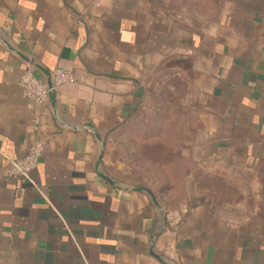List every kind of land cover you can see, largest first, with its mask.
Returning a JSON list of instances; mask_svg holds the SVG:
<instances>
[{"label": "crops", "instance_id": "1", "mask_svg": "<svg viewBox=\"0 0 264 264\" xmlns=\"http://www.w3.org/2000/svg\"><path fill=\"white\" fill-rule=\"evenodd\" d=\"M223 5L201 29L146 0H0V264H264V0ZM173 60L205 128L195 169L225 176L222 201L170 208L112 134L145 105L147 71ZM29 66L73 79L41 104L20 85ZM38 137L39 189L7 175Z\"/></svg>", "mask_w": 264, "mask_h": 264}, {"label": "rangeland", "instance_id": "2", "mask_svg": "<svg viewBox=\"0 0 264 264\" xmlns=\"http://www.w3.org/2000/svg\"><path fill=\"white\" fill-rule=\"evenodd\" d=\"M146 2L155 15L182 28L204 29L219 20L224 7V0ZM178 69L176 60L149 69L144 75L145 105L126 127L112 134H116L120 155L136 172L139 182L150 184L158 195L168 198L170 208L176 207L177 202L184 203L187 208L194 200L217 202L229 198L232 193L225 190V176L209 181L202 169H195L198 165L192 156L194 140L199 130L205 128L199 129L196 125L199 120L193 94L197 89L192 74L187 68L185 73ZM200 120L203 123L202 118ZM162 186L168 189L161 190Z\"/></svg>", "mask_w": 264, "mask_h": 264}, {"label": "built area", "instance_id": "3", "mask_svg": "<svg viewBox=\"0 0 264 264\" xmlns=\"http://www.w3.org/2000/svg\"><path fill=\"white\" fill-rule=\"evenodd\" d=\"M72 79L73 74L70 70L57 68L50 74L49 79L45 81L37 76L35 67L29 66L21 77L20 85L26 98L42 104L48 101L52 92ZM44 151V140L40 137L36 138L23 158L10 160L7 175L20 177L39 189L34 179L33 171L39 165Z\"/></svg>", "mask_w": 264, "mask_h": 264}, {"label": "trees", "instance_id": "4", "mask_svg": "<svg viewBox=\"0 0 264 264\" xmlns=\"http://www.w3.org/2000/svg\"><path fill=\"white\" fill-rule=\"evenodd\" d=\"M131 117V116H130ZM130 117L126 119V122L130 120ZM166 160H168V154H166ZM168 164V163H167Z\"/></svg>", "mask_w": 264, "mask_h": 264}]
</instances>
